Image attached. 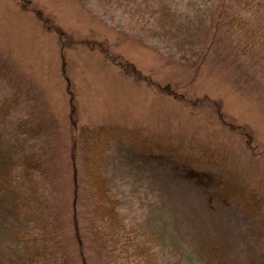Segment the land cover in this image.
Instances as JSON below:
<instances>
[{"label":"rangeland","instance_id":"obj_1","mask_svg":"<svg viewBox=\"0 0 264 264\" xmlns=\"http://www.w3.org/2000/svg\"><path fill=\"white\" fill-rule=\"evenodd\" d=\"M29 4L50 23L23 0H0V264L27 252L4 228L13 210L1 186L35 191L21 162L38 152L60 168L34 182L39 195L70 212L72 166L83 181L73 136L88 125L105 127L95 166L119 203L127 264L136 251L140 264H264L263 41L250 50L212 25L213 0ZM161 152L171 162L148 157ZM190 166L216 176L217 191L186 176Z\"/></svg>","mask_w":264,"mask_h":264},{"label":"trees","instance_id":"obj_2","mask_svg":"<svg viewBox=\"0 0 264 264\" xmlns=\"http://www.w3.org/2000/svg\"><path fill=\"white\" fill-rule=\"evenodd\" d=\"M23 1L24 6L28 4L44 23H50L49 17L43 11L29 4L30 0ZM243 6L247 8V12L242 10ZM259 7H264V0H213L210 19L215 27L220 24L225 31L238 35L243 45L252 50L260 41L264 44V30H259L262 25L254 23L258 20L255 12L260 10ZM250 8L253 15L246 16L250 13ZM53 26L56 31H61L57 25ZM125 68L131 73L140 74V70L132 63H128ZM163 89L175 95V91L168 85ZM180 97L183 98L182 95ZM221 119L223 120V117ZM104 131L105 127L101 125H88L82 126L73 136L74 144L81 145L77 153L82 162L83 181L81 183L76 179L77 170L72 166V182L70 181L67 188L70 198L68 203H71L70 212L65 211L66 200L63 203L64 210L58 211L49 204L42 192L39 195L34 182L41 188L44 182L52 180L60 168L44 161L38 156V152L28 153L21 162L25 177L34 185L32 187L36 188L35 191H28L25 186L12 181L1 186L2 197H5L2 201L8 200L13 210L10 219L4 220V228L10 234L17 233L19 240L23 238L17 243H23L27 251L26 255L13 260L15 264H65L69 260L73 264H94L91 261L94 257L100 258L99 264H127L129 260L125 259L129 257L127 254L130 240L125 232H120L124 226L119 216V203L112 197L111 186L99 171L100 168L95 166L96 142ZM148 157H167L170 162L172 160L171 156L162 152L159 156L150 154ZM185 175L206 191L212 188L217 191V186L221 183L216 176L213 178L200 168L190 166ZM38 177L43 181L38 180ZM230 186L225 185L223 189L231 188ZM83 203L86 211L82 214L84 218H81L79 213ZM21 231H24L22 235L19 234ZM139 253L141 252L133 253V264H140V260H137L140 259Z\"/></svg>","mask_w":264,"mask_h":264}]
</instances>
